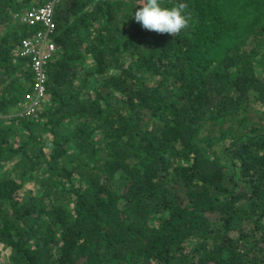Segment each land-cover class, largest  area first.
<instances>
[{
    "label": "trees",
    "instance_id": "obj_1",
    "mask_svg": "<svg viewBox=\"0 0 264 264\" xmlns=\"http://www.w3.org/2000/svg\"><path fill=\"white\" fill-rule=\"evenodd\" d=\"M0 0V264H264V0H59L45 94ZM31 181L35 187H25Z\"/></svg>",
    "mask_w": 264,
    "mask_h": 264
},
{
    "label": "built area",
    "instance_id": "obj_2",
    "mask_svg": "<svg viewBox=\"0 0 264 264\" xmlns=\"http://www.w3.org/2000/svg\"><path fill=\"white\" fill-rule=\"evenodd\" d=\"M57 1L44 0L43 3L30 4L13 13L16 19L30 25H41L34 33L22 38L17 48L20 55L29 56L34 71L33 93L18 103L19 106L27 103L21 109L26 114L32 113L41 104L45 94L46 64L57 54V46L52 38L55 28L53 6Z\"/></svg>",
    "mask_w": 264,
    "mask_h": 264
},
{
    "label": "clouds",
    "instance_id": "obj_3",
    "mask_svg": "<svg viewBox=\"0 0 264 264\" xmlns=\"http://www.w3.org/2000/svg\"><path fill=\"white\" fill-rule=\"evenodd\" d=\"M140 7L134 12V19L144 30L176 37L189 26L191 13L183 2L170 7L162 6L161 0H139Z\"/></svg>",
    "mask_w": 264,
    "mask_h": 264
},
{
    "label": "rangeland",
    "instance_id": "obj_4",
    "mask_svg": "<svg viewBox=\"0 0 264 264\" xmlns=\"http://www.w3.org/2000/svg\"><path fill=\"white\" fill-rule=\"evenodd\" d=\"M26 104L27 103H24V105H20V108L22 109L23 106H25ZM5 167H6V165H5ZM5 167H3V165L0 166V172H5ZM25 187L33 188V187H35V185L31 181H26ZM7 254H8L7 249L5 247H3L2 245H0V260L3 263H6V261H7Z\"/></svg>",
    "mask_w": 264,
    "mask_h": 264
}]
</instances>
